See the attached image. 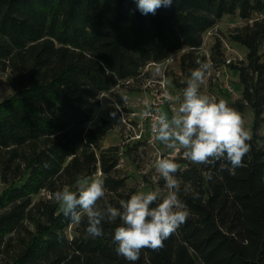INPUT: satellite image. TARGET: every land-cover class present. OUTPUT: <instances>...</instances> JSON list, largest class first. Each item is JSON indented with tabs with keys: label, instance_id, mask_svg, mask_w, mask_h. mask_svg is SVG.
I'll return each mask as SVG.
<instances>
[{
	"label": "trees",
	"instance_id": "obj_1",
	"mask_svg": "<svg viewBox=\"0 0 264 264\" xmlns=\"http://www.w3.org/2000/svg\"><path fill=\"white\" fill-rule=\"evenodd\" d=\"M234 15L247 22L229 34L245 60L226 62L220 38L202 55L204 34ZM184 48L186 80L197 61L237 72L231 107L253 114L250 150L235 175L222 162L174 158L191 215L135 264H264V0H174L155 14H142L137 0H0V74L13 90L0 100V264H131L112 241L119 219L92 238L86 216L73 223L54 194L97 175L113 206L136 194L120 173L121 147L103 145L122 125L119 110L90 123L101 94L149 77L147 65Z\"/></svg>",
	"mask_w": 264,
	"mask_h": 264
},
{
	"label": "clouds",
	"instance_id": "obj_2",
	"mask_svg": "<svg viewBox=\"0 0 264 264\" xmlns=\"http://www.w3.org/2000/svg\"><path fill=\"white\" fill-rule=\"evenodd\" d=\"M174 0H137L142 14H155L160 7ZM199 67L191 72L182 96L166 93L165 99L174 105L172 115L158 111L152 123L155 139L173 152L183 150V157L196 165L222 162L221 168L235 175L244 166L250 150L251 134L242 114L225 99L201 94L200 88L211 71L207 62L197 61ZM230 165V167H229ZM180 165L172 157L155 161V171L166 182V194L159 191L138 192L130 199L120 200L119 206L108 202L102 178H79L77 191L68 187L55 192L54 201L61 204L65 217L80 224L82 214L87 218V234L92 238L104 236L103 224L119 219L112 241L117 255L135 264L143 249L160 250L184 225L191 213L180 199L181 181L176 177ZM185 194L189 188L184 186ZM198 198V194H193ZM103 201V203H101Z\"/></svg>",
	"mask_w": 264,
	"mask_h": 264
},
{
	"label": "rangeland",
	"instance_id": "obj_3",
	"mask_svg": "<svg viewBox=\"0 0 264 264\" xmlns=\"http://www.w3.org/2000/svg\"><path fill=\"white\" fill-rule=\"evenodd\" d=\"M247 22L237 15L226 16L209 32L204 34V42L200 49L202 55L209 57V49L217 38H220L225 51L226 62L238 63L245 60L247 49L230 40L229 34L236 28L245 25ZM187 49L181 52L170 54V56L160 64H149L142 74L148 72L149 77L138 81H128L120 87L114 88L110 93L101 94V104L96 110L90 125L95 126L100 123L101 118L119 114L122 125L110 132L103 145H119L122 150L119 167L121 175L126 176L128 188H134L136 193L159 191L163 196L167 189L160 182L161 177L155 171V161L160 158L183 157V150L175 151L168 149L162 142L155 139L145 118L146 104L151 95L149 94L148 80H157L162 76L166 77V90L172 95H181L187 86L186 77L182 74L180 57ZM231 88L232 90H229ZM201 94L215 96L218 100L225 99L229 106L240 98V86L237 72L229 66H221L219 69L211 67L204 84L200 88ZM13 94L12 88L5 83V75L0 74V100L8 98ZM122 98L123 105L119 104ZM177 106V105H175ZM122 108V109H121ZM162 109L171 117L172 112L167 105ZM246 128L251 134L253 126V114L247 110L244 114ZM261 143L264 144V124L261 129ZM140 143V145H137ZM187 160V159H186ZM189 161V160H187ZM99 177V175H97ZM96 177V178H97ZM3 185L0 184V193ZM71 232V229L69 230Z\"/></svg>",
	"mask_w": 264,
	"mask_h": 264
},
{
	"label": "built area",
	"instance_id": "obj_4",
	"mask_svg": "<svg viewBox=\"0 0 264 264\" xmlns=\"http://www.w3.org/2000/svg\"><path fill=\"white\" fill-rule=\"evenodd\" d=\"M147 86H149V94L151 95L149 101L146 104V112L145 118L147 119V123L149 124V129L152 131V123L155 115L158 111H163L162 107L167 105L168 109H172L175 107L174 104L169 103L165 99V95L167 92L166 90V77L162 76L157 80H148ZM229 90H232L229 88Z\"/></svg>",
	"mask_w": 264,
	"mask_h": 264
},
{
	"label": "crops",
	"instance_id": "obj_5",
	"mask_svg": "<svg viewBox=\"0 0 264 264\" xmlns=\"http://www.w3.org/2000/svg\"><path fill=\"white\" fill-rule=\"evenodd\" d=\"M163 111L165 112V110L163 109Z\"/></svg>",
	"mask_w": 264,
	"mask_h": 264
}]
</instances>
